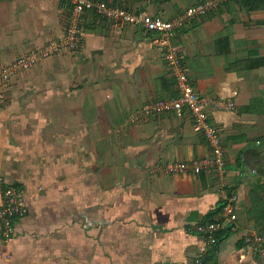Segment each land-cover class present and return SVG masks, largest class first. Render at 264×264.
Listing matches in <instances>:
<instances>
[{
	"label": "crops",
	"instance_id": "obj_1",
	"mask_svg": "<svg viewBox=\"0 0 264 264\" xmlns=\"http://www.w3.org/2000/svg\"><path fill=\"white\" fill-rule=\"evenodd\" d=\"M204 0H111L171 19ZM69 0H0V73L64 35ZM64 49L0 82V175L23 189L26 215L0 238V264H264V6L224 0L175 30L224 149L221 168L170 174L210 155L185 110L129 123L145 103L177 95L161 50L139 26L92 11ZM256 187L258 191L255 190ZM231 195L236 219L208 244L196 226ZM0 193V207H1Z\"/></svg>",
	"mask_w": 264,
	"mask_h": 264
},
{
	"label": "built area",
	"instance_id": "obj_2",
	"mask_svg": "<svg viewBox=\"0 0 264 264\" xmlns=\"http://www.w3.org/2000/svg\"><path fill=\"white\" fill-rule=\"evenodd\" d=\"M111 0H69L71 5V19L64 35L49 41L45 46L25 56L15 58L0 73V82L5 84L20 72L32 68L38 61L50 57L64 49H75L78 35V16L84 11H92L117 25L131 24L139 26L143 31L152 34L148 44L150 47L162 51L166 64L170 68L177 95L174 98L158 99L145 103L140 110L129 117V123H136L141 118H149L166 112L185 109L191 116L194 130L201 133L210 146V155L191 161H174L166 164L167 173L191 172L199 174L209 167L221 168L224 163V149L217 128L208 120L206 107L231 109L233 103L224 99H209L201 96L190 84L183 68L180 52L176 44L171 41L172 33L187 24L197 16H204L214 10L224 0H204L187 7L184 11L171 19H163L142 11L132 12L117 4H110ZM0 238L7 243L14 238V220L27 213L23 200V189L14 184H5L0 175ZM237 196L231 195L222 204L221 212L211 221L196 226L197 231L204 235L208 244L215 242V233L223 224H230L236 219L235 205ZM252 250L264 255L262 237H256ZM264 262V257L262 258Z\"/></svg>",
	"mask_w": 264,
	"mask_h": 264
},
{
	"label": "trees",
	"instance_id": "obj_3",
	"mask_svg": "<svg viewBox=\"0 0 264 264\" xmlns=\"http://www.w3.org/2000/svg\"><path fill=\"white\" fill-rule=\"evenodd\" d=\"M261 2L263 3V6H264V0H261ZM258 188H259V187H256L255 190L258 191ZM260 189H261V191H263V190H264V186H260ZM221 206H222V205H221ZM220 212H221V207H220L219 210H218V214H219ZM218 214H217V215H218Z\"/></svg>",
	"mask_w": 264,
	"mask_h": 264
}]
</instances>
